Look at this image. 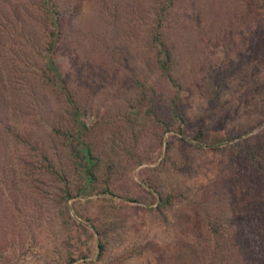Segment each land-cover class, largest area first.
Wrapping results in <instances>:
<instances>
[{
    "label": "rangeland",
    "instance_id": "1",
    "mask_svg": "<svg viewBox=\"0 0 264 264\" xmlns=\"http://www.w3.org/2000/svg\"><path fill=\"white\" fill-rule=\"evenodd\" d=\"M77 1L46 69L41 0H0V264H261L264 0H174L166 69L147 0Z\"/></svg>",
    "mask_w": 264,
    "mask_h": 264
},
{
    "label": "trees",
    "instance_id": "2",
    "mask_svg": "<svg viewBox=\"0 0 264 264\" xmlns=\"http://www.w3.org/2000/svg\"><path fill=\"white\" fill-rule=\"evenodd\" d=\"M41 3H42L41 8H42L43 16L46 19L43 24V29L46 37V44L44 49L47 51L44 60V66L46 69H53L50 60L51 58L50 51H52L56 39L61 34L60 30L65 25V20L62 21L63 17L65 18L66 16V24L67 21H69V19L71 21L75 17L76 13H78L79 2L77 0H63L62 4L63 3L65 4L62 6H60L58 2H56L55 0H41ZM173 3L174 0H147V5H146L147 6L146 12L148 13V20H149L148 37L152 45L153 56L156 65L160 69L167 68V63L171 55L170 50L167 47L166 42L164 40V31L166 25L165 22L166 13L169 7L172 6ZM65 5H67V8H65ZM61 92L63 94L65 101L68 104L69 108L67 109V112L69 116L73 119V121H76L77 114L79 112L78 101L76 100L75 96L67 86L62 85ZM53 130L57 133L64 135L65 137L67 135H70L69 141L67 142L70 158L74 160V162L80 164L86 172L90 173L91 172L90 157L92 154L91 147L83 138L79 137V134L81 133V129L78 128L76 131V135L74 136L70 134L66 129H59L57 127H54ZM200 135H201V131L197 130L195 136L200 137ZM17 136L19 139L25 141V139H22L23 137H20L19 135ZM217 146H218L217 144L211 145L212 148H216ZM262 146L263 145H261L260 142L248 145L246 151L249 155L248 157L250 160H253L255 163L258 162V156L259 157L261 156L259 155L258 150H260L259 148H261ZM255 150L257 153L255 152ZM260 169L264 177V164L260 166ZM170 198L171 196L169 194H166L164 196H160L158 202L161 204H165L170 200ZM220 224H221L220 216H216L214 220L209 222L210 232H212L213 234L216 233L218 235ZM98 246L99 248H102V244L100 242ZM261 247L263 251L264 244H262ZM261 264H264V260Z\"/></svg>",
    "mask_w": 264,
    "mask_h": 264
}]
</instances>
